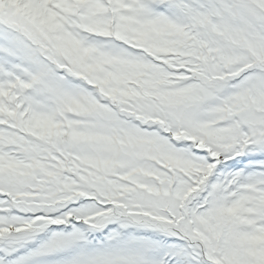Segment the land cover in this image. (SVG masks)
<instances>
[{"label":"snow or ice","instance_id":"6c2138e0","mask_svg":"<svg viewBox=\"0 0 264 264\" xmlns=\"http://www.w3.org/2000/svg\"><path fill=\"white\" fill-rule=\"evenodd\" d=\"M0 264H264V0H0Z\"/></svg>","mask_w":264,"mask_h":264}]
</instances>
